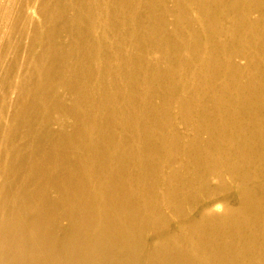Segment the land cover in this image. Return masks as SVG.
Here are the masks:
<instances>
[{
  "label": "bare ground",
  "instance_id": "obj_1",
  "mask_svg": "<svg viewBox=\"0 0 264 264\" xmlns=\"http://www.w3.org/2000/svg\"><path fill=\"white\" fill-rule=\"evenodd\" d=\"M0 8V264H264V0Z\"/></svg>",
  "mask_w": 264,
  "mask_h": 264
},
{
  "label": "rangeland",
  "instance_id": "obj_2",
  "mask_svg": "<svg viewBox=\"0 0 264 264\" xmlns=\"http://www.w3.org/2000/svg\"><path fill=\"white\" fill-rule=\"evenodd\" d=\"M7 1L8 0H0V6H3L4 4H6L7 3ZM1 9V8H0ZM2 10V9H1ZM34 11V12H33ZM2 11H0V20H1V18H2ZM30 16H31V20H32V26H31V29H32V27L33 26H35V25H38L39 23H40V17H39V14L35 11V10H31V13H30ZM34 24V25H33ZM30 31V30H29ZM26 42H27V40L24 42L25 44H26ZM23 43V44H24ZM27 46V45H26ZM25 46V47H26ZM21 61V60H20ZM71 98H67L66 100H65V103L66 104H70L71 103ZM69 122H71V121H69ZM5 123V122H4ZM221 211V210H220ZM168 218H169V220H170V223L171 222H173L174 221V219L172 218V216H168Z\"/></svg>",
  "mask_w": 264,
  "mask_h": 264
}]
</instances>
